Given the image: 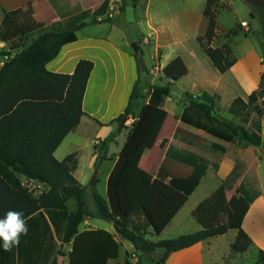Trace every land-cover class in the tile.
Here are the masks:
<instances>
[{
    "label": "trees",
    "instance_id": "trees-1",
    "mask_svg": "<svg viewBox=\"0 0 264 264\" xmlns=\"http://www.w3.org/2000/svg\"><path fill=\"white\" fill-rule=\"evenodd\" d=\"M244 1L249 3V0ZM213 6L214 0H207L203 12L206 29L197 37V43L212 66L223 74L236 60L228 46L211 44L216 30ZM107 7L105 0L99 15H104ZM262 12L259 35L264 59V10ZM3 13L0 42L10 46L9 51L1 52L5 61L0 67V218L8 210L23 212L28 233L21 236L19 245L11 251L0 247V264H58L55 255L66 256L63 248L70 245L72 237L78 233V226L89 217L112 223L116 233L131 243L137 252L147 254L154 247L160 248L162 255L156 264H166L171 253L222 236L230 230L237 231L234 245L245 240L252 243L242 229V222L249 206L260 194L251 196L241 183L238 197L230 202L234 207L237 204L240 211L231 212L223 182L191 213L200 230L171 239H151L164 231L202 178L192 165H184V170L180 161L178 166L183 170L177 169L176 163L167 157L161 162L155 178L138 166L150 140L151 124L170 94L171 83L188 73L181 57L174 58L162 69L163 76L169 81L160 84L149 81V71L135 55L137 79L124 113L114 121L127 120L145 95L148 101L132 123L127 141L109 174L106 198L95 190L92 192L95 210L91 211L84 199L88 187L81 185L73 175L77 154L71 153L59 161L54 152L85 115L82 101L93 63L80 60L71 75L46 69V64L58 56L64 45L76 41V31L86 26L84 20L89 14L83 12L69 18L61 31L33 35L23 28L29 30L37 25L27 20L22 11ZM250 15L254 16L253 11ZM230 34L234 36L237 32L233 30ZM191 98L188 97L189 101L179 115L182 124L225 143H233L238 138L254 147L263 145L261 123L252 122L249 117L248 108L252 105L256 114H263L255 91L249 95L248 102L236 98L229 109L242 123L252 122L250 129L217 115L216 103L208 93L202 92L198 100ZM122 128L124 123L101 141L95 169L107 159L109 145ZM177 133L190 142L212 145L204 137L179 127L175 130ZM219 150L224 154V149ZM21 177L41 183L46 189L36 196L22 184ZM259 254L253 264H264V252L259 251ZM119 255L120 245L114 235L107 231L86 232L72 243L67 264H108ZM125 264L131 262L126 259Z\"/></svg>",
    "mask_w": 264,
    "mask_h": 264
},
{
    "label": "rangeland",
    "instance_id": "rangeland-1",
    "mask_svg": "<svg viewBox=\"0 0 264 264\" xmlns=\"http://www.w3.org/2000/svg\"><path fill=\"white\" fill-rule=\"evenodd\" d=\"M124 3L122 4L123 10H120L122 7L116 4L108 8L109 11L104 16L112 17L109 18L110 22L104 23L100 29L109 36L108 39L116 43L118 48L125 50L129 55L133 56L135 62V55L137 54L141 65L149 71V81L151 83L166 84L169 80L163 76L162 69L167 63L178 56L182 58L188 69V73L184 77L171 83L170 94L155 114L149 135L150 142L141 155V158L145 161L153 158V163L150 165L151 169H155L161 164L163 158L167 157L172 163H176L177 169H182L178 166L181 161L184 170V165H192L195 169L194 171L202 177L199 187L180 211L177 220L159 236H154L151 239L164 240L176 238L182 234H189L199 229L197 223L194 228H187L182 224H177L176 221L182 217L193 221L189 213L206 196H210L214 188H217L222 182L224 183L230 202H232V199L235 200L238 197L239 185L241 183L249 190L251 196L260 194L262 188L264 191V154H262L264 151V105H262L264 99V59L262 57L259 35L264 0H249L250 4L244 0H214L212 8L216 15V30L211 44L214 47L228 46L232 58L236 60L233 65L235 69L227 70L226 74L223 73L224 75H221L213 68L203 50L200 49L199 44L196 42L197 38L196 40L194 38V28L183 23L182 18H180V14L188 6L184 4H189L193 8H196V6L200 7L199 0H189L188 2L182 0H127V3ZM148 7L152 21L151 27L147 25V22L150 20ZM83 8H87L86 11L90 14V24L95 25L96 20L94 16L99 13L100 5L91 8L85 5L65 6L59 8V10L55 9V11L61 19H65L69 12H76ZM251 11H253L254 16L250 15ZM3 14L0 11V19ZM26 19L36 23L34 17H26ZM111 19L114 22H111ZM59 23L61 22H57L53 26L48 25L47 27L36 26L29 30H25L23 26L22 28L26 33L39 35L45 31H61L62 26ZM110 27L111 31L109 33ZM205 29L206 20L204 18L203 31L198 36H202ZM233 30L237 32L234 36L230 34ZM103 32L101 33L102 36ZM132 44H136L138 47L136 54L134 53ZM9 46V43L0 42V58L2 57L1 52L9 51ZM14 53L15 51L12 52V54ZM111 66H117L119 77L121 74L125 75V73L127 76H130L134 72L133 64L131 66L129 63H124L118 57H115V61L111 63ZM248 82L250 83L249 86H247ZM106 89L107 87L104 92L107 93ZM97 91H99L98 88ZM146 91L147 88L143 90V93L145 94ZM253 91L257 93V104L261 106L263 114L261 116L256 114L252 105L248 108L249 117L250 121H259L261 123L262 146L254 147L244 141H240L238 138L233 143H225L191 128L186 131L204 137L212 145L190 142L182 134H175L179 113L188 103V97L191 96V99L198 100L202 92H206L213 97L216 103L217 115L249 129L252 128V122L247 124L242 123L239 117L235 113L230 112L229 109L236 98H241L244 102H248L249 95ZM104 92L103 95H105ZM105 99L106 97L104 101ZM147 101L148 96L145 95L143 99L137 102L132 115L127 120L123 119L121 121V123H124L121 133H125V135L129 133L132 123L137 119L141 107ZM118 103L114 100L110 101L109 104L101 102L98 116H103V119L107 122H101L96 119L97 117L95 118L85 113L78 127H76L77 133L72 134L69 142L64 144L65 153L70 149L78 150V152H75L77 154V163H79L76 175L89 188H91L93 177L98 170V168L95 169L94 163L99 146L103 140L102 137L109 136L110 129H117L121 125V123L114 121L118 115L124 113H118L120 108ZM158 139H160V142L153 149V141ZM221 148L224 149V154H221L219 150ZM119 149V144L112 145L110 143L106 157H115ZM94 155V161L90 166L91 157ZM222 163V173H216ZM100 164H102V170L98 176L96 174L94 185L95 190L98 192H101L103 189V171L108 165V161L104 159ZM215 166H218L217 170L214 169ZM257 171L259 172L262 186ZM20 180L26 189L36 196L46 189L43 184L34 180L26 179L25 177H21ZM84 199L89 209L95 208V203L90 197L89 191L85 193ZM236 209V211H240L237 204ZM246 226L254 232L252 223H248ZM76 238L77 236L74 235L70 245L63 248L66 256L55 255L58 264H67V254ZM236 238L237 231L230 230L226 236L214 239L210 244L212 246L210 250L208 251L207 249L210 246H206L205 248V264L210 263V260H207L208 256L218 264H253L260 257L259 251L264 252L253 242L251 243L247 240L234 245ZM161 255L162 250L160 248L154 247L150 253L146 254L135 251L133 246H129V244L124 242L123 244L120 243L119 258L109 264H125L126 259L131 264H156Z\"/></svg>",
    "mask_w": 264,
    "mask_h": 264
},
{
    "label": "crops",
    "instance_id": "crops-1",
    "mask_svg": "<svg viewBox=\"0 0 264 264\" xmlns=\"http://www.w3.org/2000/svg\"><path fill=\"white\" fill-rule=\"evenodd\" d=\"M105 0H0V11H11V10H20L23 12V14L26 17H34L37 23V26H44L47 27L48 25H55L57 22L61 26H64L66 21L74 16L80 15L83 12H87V8H83L82 10L76 11V12H69L67 17L60 18L55 11V9L61 8V7H67V6H89L95 7V6H101V4ZM108 1V7L106 9V12L104 15H95V20L96 23L95 25L90 24V14L88 15L87 18H85L84 22L86 23V26L81 28L80 30L76 31V41L73 43H69L64 45L58 56L46 64V69L54 72V73H60V74H67L71 75L74 72V69L77 65V63L80 60H88L93 63V69L89 75L86 89L84 92L83 96V101H82V110L89 116L92 117H97L101 122H107L103 119V116H98V111L101 107V102H104L105 104H109L110 101H117L119 102L118 105H120L119 108V114L123 113L127 102H128V96L130 95V91L132 90V87L137 79V71H136V62L133 58V56L129 55L125 50H122L116 46V43L113 41L109 40V36L103 32V30H100L101 27L104 25L103 22L107 18H112V17H104L106 16L107 12L109 11L108 8L112 7L113 5H120L123 10V3H127V0H107ZM188 2L189 0H182ZM124 3V4H125ZM199 3L201 4L200 7L196 6V8H193L189 4H184L188 5L183 12L180 14V18H182L183 23H186L190 27L194 28V38L196 40L197 36L199 33H202L203 31V26H204V16L203 12L207 3V0H199ZM150 7V5H149ZM149 7H148V16H149V21L147 22V25L149 27L152 26V21L151 17L149 14ZM125 12V11H124ZM1 16V19L2 20ZM110 22V20H109ZM111 22H114L113 19H111ZM106 25V24H105ZM147 26V27H148ZM148 27V28H149ZM62 28V27H61ZM111 31V27L109 30V33ZM104 33L103 36L101 33ZM197 42V41H196ZM201 49V47H200ZM115 57H118L120 61H123L124 63H129L131 66L133 64L134 66V72L133 74H130V76L121 74L119 77L118 71H117V66H111V63L115 61ZM207 57V56H206ZM208 59V57H207ZM209 60V59H208ZM5 61V57L0 58V67ZM172 61V60H171ZM210 61V60H209ZM211 63V62H210ZM168 64V63H167ZM212 65V64H211ZM166 66V65H165ZM214 68V67H213ZM215 69V68H214ZM235 69L234 66L230 68V70ZM216 70V69H215ZM217 71V70H216ZM218 72V71H217ZM103 74H105L103 76ZM226 74V73H224ZM221 74V75H224ZM252 84V83H251ZM250 83H247V86H249ZM107 87V93L104 92L105 88ZM97 88L99 91H97ZM103 92L105 95H103ZM129 92V93H128ZM101 93V94H100ZM98 97H102L101 100ZM106 97L105 101L104 98ZM182 111V110H181ZM180 111V113H181ZM179 113V114H180ZM119 116V115H118ZM117 116V117H118ZM116 117V118H117ZM82 119V118H81ZM81 122V120H80ZM177 128H181L183 130H189L191 127L186 126L182 124L179 120L177 122ZM78 127V126H77ZM193 129V128H191ZM77 128H75L73 131H71L61 142V144L58 146V148L54 152V156L57 160L61 161L63 160L67 155L71 153L78 152L76 149H70L68 152L65 151V143L69 142V138L72 134L77 133ZM116 129L112 128L110 129V133L114 132ZM195 130V129H194ZM198 131V130H196ZM190 132V131H189ZM202 132V131H200ZM205 134V133H204ZM129 133L125 135V133H118L112 142V145L119 144L120 149L117 153V155L113 158L107 156L108 165L105 167L103 171V189L101 192H98L95 190V182L91 185V188L87 191H89V195L92 198V192L95 190L99 195H101L103 198H106V193H107V180L109 177V174L111 170L114 167V164L123 149L127 137ZM206 135V134H205ZM208 136V135H207ZM106 137V136H104ZM104 137H102L104 139ZM122 137V140H121ZM120 138V139H119ZM150 142V140H149ZM148 142V143H149ZM160 142V139L153 141V149H155L158 146V143ZM147 147V146H146ZM146 150V149H145ZM153 152V151H152ZM151 152V153H152ZM95 155L91 157L90 161V166L92 165L94 161ZM164 159V158H163ZM153 163V158L149 159L148 161H145L143 158L140 159L138 166L150 173L153 178H155L156 172L160 166V164L155 168L151 169L150 165ZM78 165L73 172L74 177L76 180L83 186H85L81 180L77 177L76 173L78 172ZM102 170V164L99 165L98 170H97V176L99 175L100 171ZM223 170V163L220 165L218 171L216 173H222ZM257 175L260 181V184L262 186V181L259 176V172L257 171ZM81 176V174H80ZM202 180V179H201ZM201 182V181H200ZM240 183V182H238ZM200 185V183H199ZM199 185L196 187V189L199 187ZM217 187V186H215ZM196 189L193 191V193L187 198L186 202L180 208V210L176 213L174 218L171 220V222L168 224V226L164 229L166 230L167 228L171 227L173 222L177 220L178 215L180 211L184 208V206L187 204L191 196L194 194ZM216 188H214L215 190ZM213 190V192H214ZM212 192V193H213ZM211 195V194H210ZM209 196V195H208ZM206 196V198L208 197ZM227 201L228 205L230 208V211L234 210L236 211V207H232L230 204V200L228 198L227 192ZM203 201V200H202ZM91 211H94L95 208L90 209ZM193 211V210H192ZM192 211L189 213L191 216ZM232 211V212H234ZM191 218H193L191 216ZM177 224H182L183 226L190 228V227H195V224L197 223L194 219L193 221L187 220L185 217H182L176 221ZM252 223L254 226V232H252L249 228H247L246 224ZM198 224V223H197ZM198 227L200 230L201 227L198 224ZM242 229L245 231V233L249 236V238L252 240V242L262 250H264V191L262 188V191L260 195L253 201V203L249 206L248 210L245 213L244 220L242 222ZM197 230V231H198ZM96 231H107L110 234L114 235V238L116 241L121 244L124 242L129 244V246H132L131 243L128 241L122 239L115 231L113 224L110 222H107L103 219L100 218H86L79 226H78V233L76 236L78 237L79 235L86 233V232H96ZM196 232V231H194ZM191 233V232H190ZM228 233V232H227ZM224 234L223 236L227 235ZM183 235V234H182ZM221 236H217L214 238H210L204 241H201L189 248L173 252L169 255L166 264H205V248L206 246H210L211 242H213L214 239L219 238ZM236 237V235H235ZM152 238V237H151ZM153 239V238H152ZM155 239V238H154ZM157 241V240H154ZM232 242L230 243L231 246ZM128 248V246H126ZM212 246H210L208 251L210 250ZM211 255V253H210ZM207 260H210V263L208 264H218L216 263L210 256L207 257ZM68 261V259H67ZM114 260H110L112 262ZM108 263V264H109ZM220 264V263H219Z\"/></svg>",
    "mask_w": 264,
    "mask_h": 264
},
{
    "label": "clouds",
    "instance_id": "clouds-1",
    "mask_svg": "<svg viewBox=\"0 0 264 264\" xmlns=\"http://www.w3.org/2000/svg\"><path fill=\"white\" fill-rule=\"evenodd\" d=\"M28 226L21 211L8 210L0 218V247L4 251H11L20 243L22 235H27Z\"/></svg>",
    "mask_w": 264,
    "mask_h": 264
},
{
    "label": "water",
    "instance_id": "water-1",
    "mask_svg": "<svg viewBox=\"0 0 264 264\" xmlns=\"http://www.w3.org/2000/svg\"><path fill=\"white\" fill-rule=\"evenodd\" d=\"M132 47H133V49H134V53L136 54V53L138 52V47H137V45H136V44H132ZM262 154H264V151L262 152ZM96 174H97V172H95V176L93 177L92 184H93L94 181H95ZM60 257H61V256H60Z\"/></svg>",
    "mask_w": 264,
    "mask_h": 264
}]
</instances>
